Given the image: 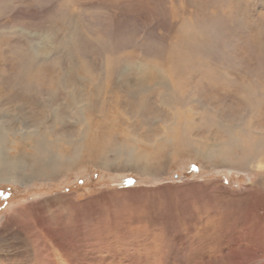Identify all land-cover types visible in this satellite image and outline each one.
<instances>
[{"label": "rangeland", "instance_id": "374dc122", "mask_svg": "<svg viewBox=\"0 0 264 264\" xmlns=\"http://www.w3.org/2000/svg\"><path fill=\"white\" fill-rule=\"evenodd\" d=\"M0 154V264H264V0H0Z\"/></svg>", "mask_w": 264, "mask_h": 264}, {"label": "bare ground", "instance_id": "6f19581e", "mask_svg": "<svg viewBox=\"0 0 264 264\" xmlns=\"http://www.w3.org/2000/svg\"><path fill=\"white\" fill-rule=\"evenodd\" d=\"M34 132H30V135L33 134ZM9 166L13 167L15 166L16 169L19 168L20 163L19 160L16 161H12L11 159H9L8 157H2L0 154V171H7V172H11L12 170L9 168ZM13 172V171H12Z\"/></svg>", "mask_w": 264, "mask_h": 264}]
</instances>
